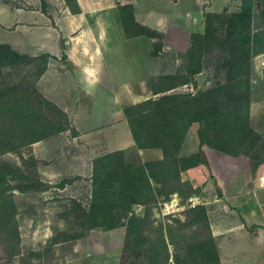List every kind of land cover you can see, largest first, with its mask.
Masks as SVG:
<instances>
[{"label": "rangeland", "instance_id": "1", "mask_svg": "<svg viewBox=\"0 0 264 264\" xmlns=\"http://www.w3.org/2000/svg\"><path fill=\"white\" fill-rule=\"evenodd\" d=\"M182 7L180 3L176 10ZM222 7L215 12L220 17L211 20L241 44L247 34L250 36L248 71L236 61L240 48L228 46L230 65L216 70V59L210 65L207 55L202 56V70L190 75L195 85L185 83L163 91L175 80L166 75H186L182 68L186 61L183 53H161L156 72L172 68L176 73L151 76L153 90L161 92L152 95L142 89L143 100L138 105L124 101L122 106L129 125L128 119L137 116L156 117L150 100L172 93L194 94L197 89L231 79L235 93L228 90L221 103L227 117L222 132L235 143L228 159L234 177L242 181L264 174V54L258 56L264 53V0H227ZM236 14L243 16L234 17ZM202 15L204 20L205 12ZM10 48L0 40V53ZM35 62L10 67L0 60V135L5 136L0 143V264H99L101 255L116 264H218L211 218L217 220L214 216H218L228 222L232 211L204 187L211 175L203 168L180 172L175 202L170 201L169 187L152 180L154 196L145 190L137 196L143 202L132 206L136 218L127 240L118 236L125 225L117 230L92 226L86 214L93 161L110 153L104 136L96 130L105 121L81 123L80 117L91 111V98L77 86L66 56H50L40 76ZM201 125L202 121H195L187 127L182 155L199 145L197 130ZM117 151L122 170L141 178L148 164L157 171L174 158L160 147L140 148L137 144ZM159 159L165 162L159 164Z\"/></svg>", "mask_w": 264, "mask_h": 264}, {"label": "crops", "instance_id": "2", "mask_svg": "<svg viewBox=\"0 0 264 264\" xmlns=\"http://www.w3.org/2000/svg\"><path fill=\"white\" fill-rule=\"evenodd\" d=\"M180 3L183 7L176 10ZM226 3L227 0H0V40L29 55L66 56L77 86L91 98V111L80 117L84 121L81 123L96 125L104 120L96 130L104 136L107 151L111 152L136 144L125 120L124 101L130 105L142 101V89L156 94L151 76L176 73L172 68L156 72L160 54L185 53L191 33L204 31L202 13L219 12ZM202 148L210 169L203 165L193 168L209 170L211 176L204 187L214 200H222L223 207L232 211L228 222L218 216H214L217 220L211 218L218 264H264V174L237 181L228 154L205 145ZM177 196L178 192H173L170 201L175 202ZM121 234L124 241L126 227L118 232V236ZM98 258L99 264H116L107 262L104 255Z\"/></svg>", "mask_w": 264, "mask_h": 264}, {"label": "trees", "instance_id": "3", "mask_svg": "<svg viewBox=\"0 0 264 264\" xmlns=\"http://www.w3.org/2000/svg\"><path fill=\"white\" fill-rule=\"evenodd\" d=\"M239 16L243 15L236 14L234 17ZM211 17H220V13L206 12L204 31L191 33L190 46L182 54V58L186 61L182 68L186 75L181 78L178 75H166V77L175 80L163 91L185 83L195 85L190 75L202 70L204 66L201 62L202 56L207 55L206 59L210 65H212V60L216 59L214 65L216 70L230 65L232 60L226 57L228 46L240 48L241 55L236 58V61L243 70L248 71L249 55L252 48L250 36L247 34L241 44L234 36L225 35L222 32L221 24L214 25ZM49 57L50 55L47 53L30 57L20 54L12 48L2 50L0 53V60H6L10 67L36 60L34 67H38L36 71L38 76L46 69ZM180 70L182 69L180 68ZM229 80L226 83L217 81L208 88L197 89L194 94L172 93L163 95L159 99L150 100V104L154 106L152 112L156 116L155 118L142 119L141 116L136 115V118L128 119L131 134L138 147H160L165 154H172L174 158L166 161L167 165L157 171L152 168L151 164H148L146 166L147 173L145 172V175L143 173V178L132 176L122 170L121 161L117 156L118 151L95 158L91 174V200L86 214L92 226L99 225L108 230L125 225L127 240L133 232V222L136 218L134 213H131L132 206L143 202L137 196L143 194L145 190L154 196L156 188L152 186V180L160 186L169 187V193L178 192L176 183L180 181L181 171L198 165L210 169L209 161L202 148L204 145L220 153L230 154L232 152L235 143L232 138L222 132L223 126H226L227 117L220 109L221 103L225 99V93L228 90L235 93L234 84L231 79ZM0 91H2V86H0ZM155 92H161V90H155ZM138 103L133 105L136 106ZM195 121H202L201 127L197 130L198 150L188 155H182L180 150L187 127ZM135 122H138V126ZM57 130H60V127ZM4 139L5 136L0 135V143ZM11 146L13 144L8 145L7 148ZM164 162L161 159L157 161L159 164ZM218 193L220 194L219 190Z\"/></svg>", "mask_w": 264, "mask_h": 264}]
</instances>
